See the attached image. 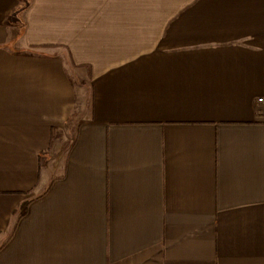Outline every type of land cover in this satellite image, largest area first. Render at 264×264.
<instances>
[{
    "label": "crops",
    "instance_id": "obj_1",
    "mask_svg": "<svg viewBox=\"0 0 264 264\" xmlns=\"http://www.w3.org/2000/svg\"><path fill=\"white\" fill-rule=\"evenodd\" d=\"M0 264H264V0H0Z\"/></svg>",
    "mask_w": 264,
    "mask_h": 264
},
{
    "label": "rangeland",
    "instance_id": "obj_2",
    "mask_svg": "<svg viewBox=\"0 0 264 264\" xmlns=\"http://www.w3.org/2000/svg\"><path fill=\"white\" fill-rule=\"evenodd\" d=\"M14 34H19L20 33V31L17 29V31H15V32H13ZM78 90L79 89H77V99H79V97H80V94L78 93ZM79 104V100H76V105H78ZM77 108V107H76ZM77 111H78V109H76ZM78 114H79V111H78Z\"/></svg>",
    "mask_w": 264,
    "mask_h": 264
},
{
    "label": "built area",
    "instance_id": "obj_3",
    "mask_svg": "<svg viewBox=\"0 0 264 264\" xmlns=\"http://www.w3.org/2000/svg\"><path fill=\"white\" fill-rule=\"evenodd\" d=\"M263 99L261 98V97H259L258 99H257V101L258 102H261Z\"/></svg>",
    "mask_w": 264,
    "mask_h": 264
},
{
    "label": "trees",
    "instance_id": "obj_4",
    "mask_svg": "<svg viewBox=\"0 0 264 264\" xmlns=\"http://www.w3.org/2000/svg\"><path fill=\"white\" fill-rule=\"evenodd\" d=\"M23 212V211H22Z\"/></svg>",
    "mask_w": 264,
    "mask_h": 264
}]
</instances>
